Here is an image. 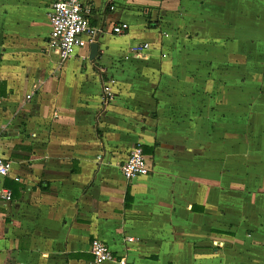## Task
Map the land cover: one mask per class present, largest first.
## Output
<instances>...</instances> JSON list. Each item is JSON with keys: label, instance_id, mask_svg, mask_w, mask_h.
<instances>
[{"label": "crops", "instance_id": "0c3cea01", "mask_svg": "<svg viewBox=\"0 0 264 264\" xmlns=\"http://www.w3.org/2000/svg\"><path fill=\"white\" fill-rule=\"evenodd\" d=\"M48 8L0 0V264H95L94 238L105 264H264V0H86L93 62L49 51Z\"/></svg>", "mask_w": 264, "mask_h": 264}, {"label": "built area", "instance_id": "2783aa9c", "mask_svg": "<svg viewBox=\"0 0 264 264\" xmlns=\"http://www.w3.org/2000/svg\"><path fill=\"white\" fill-rule=\"evenodd\" d=\"M48 21L50 32L47 47L62 61L69 59L77 50L90 46L96 40L97 31L90 25L86 0H49ZM128 30L129 25L126 23H119L111 28V32L116 36L124 35ZM162 35L168 37L166 32H163ZM149 48L148 43L136 44L129 49V54L141 56ZM127 58L125 57V59ZM161 58H166V54L162 53ZM110 83L112 84L113 81ZM102 93L109 98L112 94L110 86L103 85ZM29 98L30 96H27V99ZM1 146L0 136V177L6 178L11 176L12 162L2 157ZM119 170L126 181L148 175L149 165L140 146H135L130 151ZM0 199L10 201L11 193L2 191ZM90 254L95 264L116 262L108 246L96 238L91 240ZM117 263L126 264L124 258Z\"/></svg>", "mask_w": 264, "mask_h": 264}, {"label": "rangeland", "instance_id": "374dc122", "mask_svg": "<svg viewBox=\"0 0 264 264\" xmlns=\"http://www.w3.org/2000/svg\"><path fill=\"white\" fill-rule=\"evenodd\" d=\"M129 14H131V15H134V13H129ZM130 18V20H129V23H131L130 25L132 26V25H134L135 23H134V18L131 16V17H129ZM226 20V19H225ZM224 20V21H225ZM131 26H129L130 28H131ZM133 30V29H132ZM129 31H131V29L129 30ZM159 28L158 29H154V32L151 30L150 31V33H151V35L150 36H148V38L147 39H151V38H154L153 40L154 41H156V40H159ZM154 33V34H153ZM1 34V33H0ZM152 34H153V37H152ZM2 35L3 34H1V36L0 37H2ZM112 38V37H111ZM143 39L142 38H139V39H137V43L138 42H141ZM163 40H165V38H163ZM157 42V41H156ZM84 50H82L81 51V53L83 52ZM117 59H119V58H117ZM121 59V62L119 63L120 65H121V68H126V69H129V68H132V66H134V63H133V61H124L123 60V58L121 57L120 58ZM118 61V60H117ZM142 66H144V65H142ZM141 66V67H142ZM118 68H120V66L119 67H117V69Z\"/></svg>", "mask_w": 264, "mask_h": 264}, {"label": "water", "instance_id": "95a60500", "mask_svg": "<svg viewBox=\"0 0 264 264\" xmlns=\"http://www.w3.org/2000/svg\"><path fill=\"white\" fill-rule=\"evenodd\" d=\"M98 54V44L96 40L90 45V50H89V60L91 62L94 61L95 57Z\"/></svg>", "mask_w": 264, "mask_h": 264}, {"label": "trees", "instance_id": "16d2710c", "mask_svg": "<svg viewBox=\"0 0 264 264\" xmlns=\"http://www.w3.org/2000/svg\"><path fill=\"white\" fill-rule=\"evenodd\" d=\"M142 151H143V149H142Z\"/></svg>", "mask_w": 264, "mask_h": 264}]
</instances>
